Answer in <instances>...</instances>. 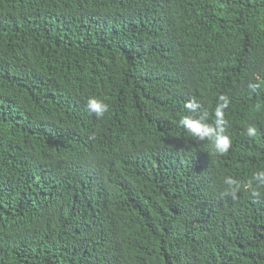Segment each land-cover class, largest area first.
<instances>
[{
  "label": "trees",
  "instance_id": "obj_1",
  "mask_svg": "<svg viewBox=\"0 0 264 264\" xmlns=\"http://www.w3.org/2000/svg\"><path fill=\"white\" fill-rule=\"evenodd\" d=\"M221 94L224 155L178 123ZM258 170L264 0H0V264H264Z\"/></svg>",
  "mask_w": 264,
  "mask_h": 264
},
{
  "label": "clouds",
  "instance_id": "obj_2",
  "mask_svg": "<svg viewBox=\"0 0 264 264\" xmlns=\"http://www.w3.org/2000/svg\"><path fill=\"white\" fill-rule=\"evenodd\" d=\"M255 90L256 85H249ZM230 98L221 94L217 97V103L213 111L205 109L201 100L196 97L189 98L185 104V114L179 120V126L186 130L189 136L196 138L197 142L207 141L214 151L219 155L227 154L232 147V139L227 134L229 121L226 118L225 110L229 107ZM87 110L97 119H102L109 111V105L101 98L91 96L87 99ZM260 106L257 105V108ZM255 126L247 127V134L255 136ZM224 194L236 199L238 193L243 190L249 191L253 196L260 195L259 188L264 187V170L256 171L252 178L241 181L233 176H224L222 179Z\"/></svg>",
  "mask_w": 264,
  "mask_h": 264
}]
</instances>
